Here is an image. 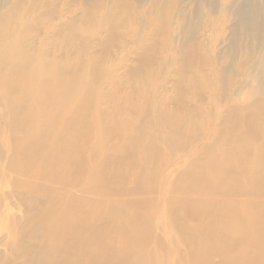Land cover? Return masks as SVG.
<instances>
[{
	"label": "rangeland",
	"instance_id": "374dc122",
	"mask_svg": "<svg viewBox=\"0 0 264 264\" xmlns=\"http://www.w3.org/2000/svg\"><path fill=\"white\" fill-rule=\"evenodd\" d=\"M69 25H75V32L64 30ZM4 38L12 42L13 53L26 52L30 59L36 55L70 64L76 60L73 74L90 68V63L98 67L86 116L103 120L116 133H108L104 155L97 158L94 125L83 132L69 186L54 185L62 191L58 206H70L72 198H78L79 204L92 199L94 195L88 192L92 171L100 166L105 172L102 180L113 176L116 169L105 168L112 162L109 157L121 143L133 142L138 135L132 155L118 164L116 191L109 195L134 209L145 222L144 240L132 236L130 245L153 251L151 255L159 253L150 260L153 264H195L187 256V245L170 239L179 236L180 230L167 228L172 209L160 207L159 202L178 195L172 186L198 153L217 139L223 123L243 126L248 119L241 128L248 129V138L255 144L253 113L264 120V0H0V264H26L47 241L45 234L27 236L35 222L33 215L40 218L49 205L40 199L33 208L24 197V183L44 184L41 175H22L11 163L14 136L10 120L19 113L9 110L12 96L6 98L1 86L6 71ZM12 71L8 92L17 93L22 85ZM188 116L199 125L194 132L179 131L171 122L173 117L183 120ZM64 130L66 125L56 121L54 133ZM151 148L159 155L157 159L146 152ZM48 152L47 146L34 157L38 165ZM93 214L92 229H102L105 214L101 210ZM182 217L187 225L198 220L190 213ZM155 218H160L161 225L155 224ZM9 223L18 231L17 242L8 234ZM106 227L110 238L117 235L114 227ZM92 232L87 229L86 235ZM106 257L103 254L78 264H107ZM129 259L119 258L111 264H127ZM212 260L221 261L218 256Z\"/></svg>",
	"mask_w": 264,
	"mask_h": 264
},
{
	"label": "bare ground",
	"instance_id": "6f19581e",
	"mask_svg": "<svg viewBox=\"0 0 264 264\" xmlns=\"http://www.w3.org/2000/svg\"><path fill=\"white\" fill-rule=\"evenodd\" d=\"M243 13L247 14L246 11ZM64 30L71 34L75 32V25ZM64 39L69 42L66 37ZM1 47L4 50L2 63L6 65L1 81L3 95L6 98L12 96L8 108L19 113L10 120L14 136L11 163L21 169L22 175H41L44 184L24 183V197L31 200L33 208H37L40 199L42 204L49 205L40 218L33 215L35 222L28 229L27 236L38 238L45 234L47 241L41 250L28 257L26 264H78L86 259H99L103 254L107 255V264L124 257L131 259L127 264H153L150 260L161 256L159 253L151 255L153 251L137 249L129 242L132 236H140L144 240L142 216L109 197L116 191L114 179L119 176L118 164L132 155L138 135L133 142L121 143L119 150L109 157L112 162L105 168L116 169L113 176L102 180L105 172L100 166L92 171L88 189L89 194L94 195L92 199H84L79 204L78 198H72L70 206H58L62 201L59 197L62 191L59 193V188L54 185L69 186L67 181L71 178V167L79 159L83 132L94 125L96 145L93 144V151L97 158L104 155L102 147L107 142L108 133H116L112 126L104 125L103 120H89L86 116L89 89L99 76L98 67L90 63V68H81L73 74L71 69L77 65L76 60L70 64L46 60L42 58L44 56L36 58L35 55V59H30L26 52L13 53L14 46L6 38L2 40ZM10 70L21 81L22 87L17 93L8 92L12 86ZM133 76L138 75L135 73ZM18 93H25L21 96L26 98L18 96ZM96 114L94 111L93 115ZM253 114L257 133L255 144L248 138V129L241 128L247 125L248 119L243 120V126L239 125L240 120L234 127L231 122L223 123L217 139L198 153L197 160L186 166L172 186V192L178 195L173 199L161 198L159 202L160 207L172 209L170 216H173L166 218L167 228L172 232L174 228L180 230L179 236L174 235L170 239L184 242L188 248L187 256L195 264H264V200L261 199L264 194V120ZM191 120L189 116L183 120L173 117L171 122L179 131L194 132L199 125L196 127ZM56 121L64 123L66 130L54 133ZM116 122L119 123V118ZM76 138H79L77 142ZM47 146L49 152L44 155L45 161L38 165L34 157L43 153ZM146 152L152 159L159 156L154 148ZM150 177L154 178V171ZM95 210L105 214L106 222L102 229H92ZM155 212H151L153 216ZM186 213L194 214L198 220L194 224H185L182 216ZM27 216L32 219V215ZM155 224L161 225L160 218H155ZM106 226L114 227L117 235L110 238ZM87 229L93 231L90 237L86 235ZM8 234L12 241L15 239L17 242L18 231L13 223L8 224ZM127 242L129 245H119ZM215 256L221 261L214 263L212 259Z\"/></svg>",
	"mask_w": 264,
	"mask_h": 264
}]
</instances>
